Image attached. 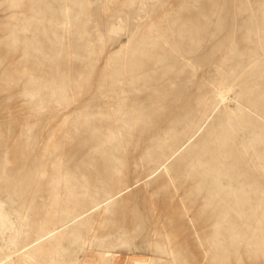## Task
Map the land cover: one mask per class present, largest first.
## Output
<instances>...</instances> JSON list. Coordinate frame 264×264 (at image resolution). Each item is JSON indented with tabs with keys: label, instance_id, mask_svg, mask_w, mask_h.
<instances>
[{
	"label": "rangeland",
	"instance_id": "obj_1",
	"mask_svg": "<svg viewBox=\"0 0 264 264\" xmlns=\"http://www.w3.org/2000/svg\"><path fill=\"white\" fill-rule=\"evenodd\" d=\"M264 264V0H0V264Z\"/></svg>",
	"mask_w": 264,
	"mask_h": 264
},
{
	"label": "bare ground",
	"instance_id": "obj_2",
	"mask_svg": "<svg viewBox=\"0 0 264 264\" xmlns=\"http://www.w3.org/2000/svg\"><path fill=\"white\" fill-rule=\"evenodd\" d=\"M21 256L26 258L30 262V264H39L36 258L28 250L22 251ZM115 264H139V263H138V258L136 256H132L124 260L122 256L119 255Z\"/></svg>",
	"mask_w": 264,
	"mask_h": 264
}]
</instances>
